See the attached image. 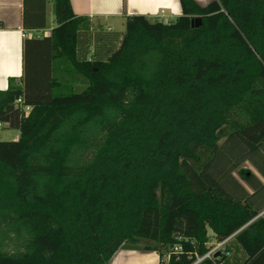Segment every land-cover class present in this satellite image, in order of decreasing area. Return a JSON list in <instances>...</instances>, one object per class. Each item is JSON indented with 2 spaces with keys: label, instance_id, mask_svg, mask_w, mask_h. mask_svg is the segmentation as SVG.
Wrapping results in <instances>:
<instances>
[{
  "label": "trees",
  "instance_id": "16d2710c",
  "mask_svg": "<svg viewBox=\"0 0 264 264\" xmlns=\"http://www.w3.org/2000/svg\"><path fill=\"white\" fill-rule=\"evenodd\" d=\"M179 1L174 21L128 16L88 59V18L54 0L48 64L0 92V122L20 132L0 140V264H109L122 249L192 264L228 237L198 264L233 244L237 264H264L261 187L233 174L264 159V0ZM63 65L84 90H65Z\"/></svg>",
  "mask_w": 264,
  "mask_h": 264
},
{
  "label": "crops",
  "instance_id": "0c3cea01",
  "mask_svg": "<svg viewBox=\"0 0 264 264\" xmlns=\"http://www.w3.org/2000/svg\"><path fill=\"white\" fill-rule=\"evenodd\" d=\"M70 1L74 13L87 17L89 21V29L79 32V50L81 56L88 59L94 56L106 57L111 53V49L120 43L125 33L123 29L128 16L141 14L150 21L159 19L170 22L182 14L179 0ZM197 1L205 5L211 0ZM163 9L165 12L160 15ZM107 22L113 23L118 32L116 36L101 35V29ZM56 25L54 0H0V92L6 91L10 86L22 87L26 79H31V72L40 67L44 68V65L48 64L49 45L43 38L50 36ZM113 37L114 41H112ZM41 62L44 65L40 64ZM20 106L23 108V105L20 104ZM1 123L0 130L9 126L7 121ZM13 129H15L13 139L17 140L20 132L16 128ZM0 140H6V138L0 134ZM240 168L248 169L253 173L252 186L240 176ZM233 174L249 193L256 192V185L261 187L256 197L264 198V159H257L256 162L246 160ZM261 205L259 214L264 212V202H261ZM261 217H264V213ZM233 240L231 237L227 243L231 245ZM231 251V255L233 253L238 255V262L246 257L237 244H233ZM123 253L126 255L141 253L146 259H150L152 264L159 263V256L154 251L123 249L109 264H122L124 262L122 256L125 255Z\"/></svg>",
  "mask_w": 264,
  "mask_h": 264
},
{
  "label": "rangeland",
  "instance_id": "374dc122",
  "mask_svg": "<svg viewBox=\"0 0 264 264\" xmlns=\"http://www.w3.org/2000/svg\"><path fill=\"white\" fill-rule=\"evenodd\" d=\"M109 26L110 28H108ZM101 30H102L100 32L101 35H115L116 36L118 33L116 28L113 26L112 22L105 23ZM123 32H125V29H123ZM114 37L112 38V41L115 40ZM112 50H114V48H112L111 51ZM56 73L59 74V77H61V79L63 80V85L67 92H71V91L80 92L87 87V82L83 81L80 77L75 78L73 74L68 73V71L64 68V65L61 66V68L58 67ZM0 131H3L0 134L4 136L6 140H16V139H13L15 129H13L12 127L6 126ZM137 250H141V249H137ZM237 263H238V255L236 253H233L228 259V261L224 264H237ZM149 264H152V263H149Z\"/></svg>",
  "mask_w": 264,
  "mask_h": 264
},
{
  "label": "built area",
  "instance_id": "2783aa9c",
  "mask_svg": "<svg viewBox=\"0 0 264 264\" xmlns=\"http://www.w3.org/2000/svg\"><path fill=\"white\" fill-rule=\"evenodd\" d=\"M164 12H165L164 9L161 10L160 15H163ZM17 103H19V105H20V104L23 105V110H24L25 112H28V111L30 110V108H31L29 105H24V104H23L24 102H23V100H22L21 97L17 99ZM0 127H2V123H1V122H0ZM263 213H264V212L258 214L257 217H261ZM257 217H256V218H257ZM230 238H231V237H228V238H226V239L223 240V241H220V242H216V243H214L213 246L211 247V249H210L207 253H205L203 256L197 257L196 261H195L194 263H192V264H198V263L202 262L204 259H206V258H210L213 254H215V253H217V252H219V251H224V249H225V244L227 243V241H228ZM175 249H176V250H179L180 248L176 247Z\"/></svg>",
  "mask_w": 264,
  "mask_h": 264
},
{
  "label": "bare ground",
  "instance_id": "6f19581e",
  "mask_svg": "<svg viewBox=\"0 0 264 264\" xmlns=\"http://www.w3.org/2000/svg\"><path fill=\"white\" fill-rule=\"evenodd\" d=\"M125 254V253H123ZM122 259L124 262H122V264H149L151 263L150 259H146L143 254L139 253V254H128V255H123Z\"/></svg>",
  "mask_w": 264,
  "mask_h": 264
},
{
  "label": "water",
  "instance_id": "95a60500",
  "mask_svg": "<svg viewBox=\"0 0 264 264\" xmlns=\"http://www.w3.org/2000/svg\"><path fill=\"white\" fill-rule=\"evenodd\" d=\"M200 24H201V20L198 18V19H197L196 26H199Z\"/></svg>",
  "mask_w": 264,
  "mask_h": 264
}]
</instances>
